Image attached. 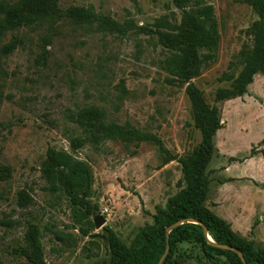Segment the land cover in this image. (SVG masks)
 <instances>
[{
  "label": "rangeland",
  "instance_id": "rangeland-1",
  "mask_svg": "<svg viewBox=\"0 0 264 264\" xmlns=\"http://www.w3.org/2000/svg\"><path fill=\"white\" fill-rule=\"evenodd\" d=\"M199 3L214 6L220 31L215 59L192 79L206 101L220 107L223 122L215 137L218 155L207 168L211 183L206 205L257 248L264 247V156L251 157L253 148H264V75L255 76L243 98L215 101L218 89L232 85L220 78L237 76L242 69L232 63L251 45L248 29L257 15L240 0H190L187 8ZM59 6H93L121 23L132 20L150 29L164 15L178 23L183 15L173 0H59ZM15 40V51L3 55L2 47ZM169 54L148 32L120 36L97 23L66 18L0 36V264H33L24 253L31 226L40 230L46 264H109L104 227L132 246L159 210L167 209L170 198L186 187L178 159L200 144L202 134L187 84L165 69ZM89 106L103 109L106 122L156 135L173 160L165 164L152 141L109 139L74 151L72 139L86 134L73 118ZM51 147L91 165L89 199L106 217L104 227L97 229L94 214L74 203L63 187L48 189L43 165ZM21 191L29 194L30 203L25 204ZM179 249V264H216L196 244L185 242Z\"/></svg>",
  "mask_w": 264,
  "mask_h": 264
},
{
  "label": "trees",
  "instance_id": "trees-1",
  "mask_svg": "<svg viewBox=\"0 0 264 264\" xmlns=\"http://www.w3.org/2000/svg\"><path fill=\"white\" fill-rule=\"evenodd\" d=\"M173 1L183 10L180 23L172 20L169 15H164L155 21V29H150L137 27L132 20L121 23L110 15L97 12L93 6H70L63 9L59 6V0H2L0 36L8 31L44 22L54 25L63 18L76 24L97 23L120 36H125L132 30L156 35L158 41L170 52L164 63L165 69L175 79L187 84L195 125L201 131L202 139L190 154L178 159L182 165L186 187L170 198L167 209L159 210L154 216V223L143 228L132 246L125 244L112 228L104 227L111 251L109 264H159L168 246L170 251L163 264H179V246L185 242L198 245L203 257L216 264H264V247L257 248L253 240L235 231L228 220L206 205L211 183L207 168L218 155L215 137L223 128V122L220 107L217 104L210 105L192 79L216 57L220 31L215 8L212 4L199 3L188 9L190 0ZM240 1L248 4L257 15L248 29L252 43L246 44L238 55V62L232 63V66L238 63L242 66L239 74L235 76L234 73H229L220 78L222 81H231L232 85L230 88L217 90L216 103L243 98L249 93V86L254 82L255 76L264 75V0ZM17 46L15 40L3 46L1 52L9 55ZM73 122L86 134L85 137L72 139L74 151L88 142L98 145L109 139L137 143L152 141L158 145L165 164L173 160L172 154L159 137L145 133L131 124L106 122V113L99 107L83 108L73 118ZM258 153L264 156V148H253L251 157ZM230 160L236 159L232 157ZM43 173L50 183V191L56 192L63 187L72 201L84 207L88 214L92 215L98 210V204H92L89 199L94 173L87 161L76 158L66 150L51 147L47 151ZM20 196L25 204L30 203L31 197L26 191H21ZM189 218L201 221L215 243L240 250L246 262L237 252L210 242L204 226L187 221ZM181 220L185 222L168 235L167 229ZM26 241L24 253L29 261L33 264H46L40 230L36 226H31L27 231Z\"/></svg>",
  "mask_w": 264,
  "mask_h": 264
},
{
  "label": "water",
  "instance_id": "water-1",
  "mask_svg": "<svg viewBox=\"0 0 264 264\" xmlns=\"http://www.w3.org/2000/svg\"><path fill=\"white\" fill-rule=\"evenodd\" d=\"M187 221L203 225L204 226V230H205V234L208 236V239L210 240V242H212L213 244H215L217 246H220L222 248L231 249V250L237 252L239 254V256L242 258V260L244 262H246L243 253L240 250H238L237 248H234V247L229 246V245H220V244L215 243V241L211 238V236H209V232H208L207 227L201 221L193 219V218H189V219H187ZM106 222H107V219H106L105 216H103L101 213H98V212L94 213V223H95V226H96L97 229H100V228L104 227L106 225ZM184 222H185V220H181V221L176 222L172 226H170L167 229V234L169 235L170 232L174 228H176L177 226L183 224ZM169 251H170V247L168 246L167 250H166V253L162 257V259H161L159 264H163V262L165 261L167 255L169 254Z\"/></svg>",
  "mask_w": 264,
  "mask_h": 264
}]
</instances>
